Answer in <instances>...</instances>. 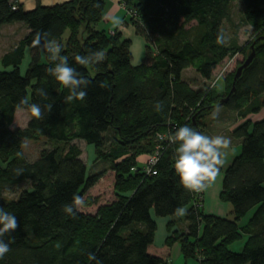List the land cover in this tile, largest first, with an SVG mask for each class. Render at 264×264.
Here are the masks:
<instances>
[{
    "label": "trees",
    "instance_id": "trees-1",
    "mask_svg": "<svg viewBox=\"0 0 264 264\" xmlns=\"http://www.w3.org/2000/svg\"><path fill=\"white\" fill-rule=\"evenodd\" d=\"M124 1L136 11L134 16L125 13L124 24L132 25L146 41V55L137 65L132 64L130 38L116 29L111 33L98 28L106 0H67L30 10L21 0H0V29L11 22L28 27L26 36L1 59L0 207L16 216L19 227L4 236L10 251L0 264H96L90 253L102 264H169L149 252L157 229L152 210L166 217L185 207L186 229H173L171 219L165 239L168 246L179 243L185 260L264 264V0H239L241 20L252 27V38L244 46L227 43L224 33L233 0ZM37 32L49 33L69 65L91 81L84 101L66 102L68 89L47 71L54 66L48 52L33 43ZM219 35L224 37L222 45L216 42ZM253 42L255 58L237 79L234 92L230 93L235 73L225 76L222 92L211 85L194 88L184 78V70L194 67L211 79L229 55L241 52L246 58ZM28 50L31 62L22 74L20 65ZM95 50L105 53L103 62L81 66L75 61L77 55ZM38 89L46 98L37 94ZM22 98L51 104L52 112L45 111L44 119L37 120L21 107L28 111L29 121L23 128H12ZM157 102L163 104L161 112L155 110ZM222 105L243 119L232 131L240 147L224 170L219 195L230 204L231 217L203 211L204 192L185 190L176 174L178 143L157 139L185 125L203 134V118ZM260 113L257 120L249 117ZM41 137L61 145L43 148L29 161L24 140ZM80 139L94 144L97 160L110 163L115 199L94 213L79 210L71 216L64 206L74 195L84 197L103 176L102 171L87 174ZM156 152V173H146L144 167ZM22 180H29L32 188L7 199L5 190ZM244 238L241 251L230 248Z\"/></svg>",
    "mask_w": 264,
    "mask_h": 264
},
{
    "label": "rangeland",
    "instance_id": "rangeland-1",
    "mask_svg": "<svg viewBox=\"0 0 264 264\" xmlns=\"http://www.w3.org/2000/svg\"><path fill=\"white\" fill-rule=\"evenodd\" d=\"M126 13V10H124ZM119 19V17H118ZM117 19H114L116 21ZM118 22V21H116ZM116 24V23H114ZM120 23H118L119 25ZM123 25V24H122ZM130 25V24H126ZM98 28L109 30V27L106 26L104 21H100L98 24ZM28 33V27L23 22H11L5 23L0 29V69H4V66L1 62V59L5 53L11 50L14 46H16L20 40L26 36ZM224 33L226 36V41L229 44H233L236 42L239 46H244L248 43L252 38V27L242 22L241 20V3L239 0L232 1V9L231 14L228 20L224 21ZM131 39V54H132V64L137 65L144 60L146 55V41L143 36L134 34ZM245 56L241 52H237L233 55H229L226 57L222 63H220L217 68L213 72V76L211 79L206 80L203 78L194 67H188L184 70L183 76L184 78L192 85L194 88H201L207 85H211L216 87L218 91L225 90L224 78L229 73H235L239 64L244 60ZM31 62V53L30 50L26 52V56L20 65V70L22 74H25L29 63ZM216 109V108H215ZM218 115L214 119L213 111L203 118L204 127L203 134L208 136H224L230 139L231 144L228 148L223 149L224 154H231L238 152L240 147V140L235 138L232 134L233 129L239 125L243 119L238 115V112L234 109H231L227 106H219L218 107ZM29 113L27 110L19 108L15 112L14 121L12 123V128L20 127L23 128L27 125L29 121ZM250 118L253 120H257L261 118V114L250 115ZM77 143L82 149L81 158L87 165V174L92 175L94 173H98L100 171L103 172L102 178L91 187L88 192L83 197L85 203L84 206L80 209L84 212L94 213L99 205L110 203L115 199L114 196V181H115V173L112 169H110V163L105 160H97V152L94 144H87L85 140H77ZM61 145V142L52 141L47 139L46 137H41L39 140H24V151L29 161H34L39 156L40 150L43 148L53 149ZM221 172V171H220ZM218 174L214 183H212L207 188V198L205 200V210L207 207L209 208L211 204H214L216 201H221L230 205L228 202L220 199V196H216L214 193V197L212 195V190H214V186L219 181L220 173ZM31 183L29 180H22L17 184L12 185L10 188L6 189L4 192L5 197L7 199L14 198L19 195L24 190H30ZM96 200V204L89 205V200ZM219 199V200H218ZM185 209V214L183 216H158L155 214L154 210H152V215L154 219L157 221V229L155 231L154 236V245L159 247L164 246L165 237L168 234L167 231V222L171 219L175 220V229L185 230L187 227V219L186 213L187 209ZM232 214L229 213V217ZM246 238L237 240L233 243L230 248L234 251H241L243 248V244ZM197 263V262H196Z\"/></svg>",
    "mask_w": 264,
    "mask_h": 264
},
{
    "label": "clouds",
    "instance_id": "clouds-1",
    "mask_svg": "<svg viewBox=\"0 0 264 264\" xmlns=\"http://www.w3.org/2000/svg\"><path fill=\"white\" fill-rule=\"evenodd\" d=\"M49 33L37 32L34 36L33 43L36 46L42 47L49 54V59L54 63L53 67H49L47 71L52 75L63 87L67 88L69 94L66 96V102L75 100L84 101L87 96V87L91 81L79 73L76 68L69 65V58L61 55L62 47L55 40L48 39ZM217 44L224 43V37H217ZM106 56L102 50H95L88 55L75 57V61L81 66L95 65L105 60ZM101 87H107L106 83H102ZM37 94L46 98V93L43 89H38ZM18 108H26L30 111L32 117L37 120H43L45 111L49 114L52 112L53 105L46 104L41 106L37 103H29L26 98H22ZM163 109L162 102H157L155 110L161 112ZM218 107L213 110V118L218 115ZM172 144H177L175 160V171L180 178V183L184 189L189 192H203L212 183L215 182L220 168L224 164L223 149L230 146L231 141L224 136H208L204 135L193 127L187 125L179 127L177 131L168 137ZM21 156L22 153H17ZM18 174L22 170H17ZM84 199L79 195H74L71 204H66L63 211L71 216L84 206ZM185 209L177 208L176 215L183 216ZM19 227V222L15 215L0 207V260H3L6 254L10 251V245L4 241L6 234H11ZM90 260H95L96 264H102L94 253L89 254Z\"/></svg>",
    "mask_w": 264,
    "mask_h": 264
},
{
    "label": "crops",
    "instance_id": "crops-1",
    "mask_svg": "<svg viewBox=\"0 0 264 264\" xmlns=\"http://www.w3.org/2000/svg\"><path fill=\"white\" fill-rule=\"evenodd\" d=\"M24 4L25 9L30 10L35 8L38 4L42 5H53L56 3H61L67 0H21ZM121 0H106L105 8L103 11V18L102 21L105 22L106 26L109 27L108 31H112L116 29L118 32L122 34L125 38H132L135 34V29L132 25H126L124 24V18L125 13L123 11V8L120 6ZM119 17V19H118ZM114 19H117L113 22ZM116 23V24H114ZM118 23H120L118 25ZM123 24V25H122ZM222 92V91H218ZM262 116V113H260ZM250 117V116H249ZM239 150V149H238ZM237 154V152H233L231 154H224V164L222 166L221 174L219 177L218 183L215 184L214 190H212V195L214 197V193L216 196L219 197L221 189H222V181H223V175L224 170L226 167L232 162L234 156ZM82 155V154H81ZM207 189L204 191V198L202 202V209L207 214H214L221 217H227L229 216V213H231V206L219 201H216L214 204H211V206L207 210H205V200L207 198ZM250 215L248 214L243 220L242 223H244ZM167 226V225H166ZM175 227V226H174ZM173 227V229H175ZM168 231V230H167ZM169 233V232H168ZM168 235V234H167ZM166 235V236H167ZM166 239V237H165ZM149 252L153 255L160 256L162 258L167 259L169 264H198L195 260H185L181 248L178 242H175L171 246L164 244L162 247H157L153 243L149 246Z\"/></svg>",
    "mask_w": 264,
    "mask_h": 264
},
{
    "label": "built area",
    "instance_id": "built-area-1",
    "mask_svg": "<svg viewBox=\"0 0 264 264\" xmlns=\"http://www.w3.org/2000/svg\"><path fill=\"white\" fill-rule=\"evenodd\" d=\"M120 6L126 10V15L129 16H134L136 14V11L130 7H128L126 1L121 0L120 2ZM111 33H114V30L111 31ZM158 140L159 141H166V139H168V137L165 134H158ZM167 142V141H166ZM158 160V153L156 152L155 154L151 155L146 163V166L144 167V171H146V173H152L155 174L156 170H154V166L156 164ZM204 192V191H203ZM203 192H199L198 194H202Z\"/></svg>",
    "mask_w": 264,
    "mask_h": 264
},
{
    "label": "water",
    "instance_id": "water-1",
    "mask_svg": "<svg viewBox=\"0 0 264 264\" xmlns=\"http://www.w3.org/2000/svg\"><path fill=\"white\" fill-rule=\"evenodd\" d=\"M255 42H253L251 44V52L249 53V55L243 60V62L236 69V72L234 74V79H233V82H232V88L230 90V93L235 91V89H236L235 88V83H236L237 79L241 76L243 70L245 68H247L253 62V60L255 58V55H256ZM228 99H229V95L227 97L223 98L222 99V102H227ZM195 129L202 133V131H201L200 128H195Z\"/></svg>",
    "mask_w": 264,
    "mask_h": 264
}]
</instances>
